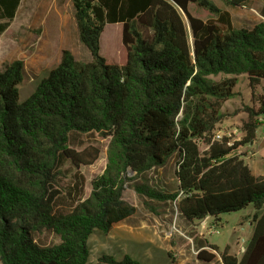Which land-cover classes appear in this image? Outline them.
<instances>
[{
    "label": "trees",
    "instance_id": "16d2710c",
    "mask_svg": "<svg viewBox=\"0 0 264 264\" xmlns=\"http://www.w3.org/2000/svg\"><path fill=\"white\" fill-rule=\"evenodd\" d=\"M23 0H0V36ZM223 7L252 0H72L80 43L91 61L63 50L60 63L31 97L19 102L24 61L0 72V264H92L88 241L128 222L137 209L124 198L127 184L150 203L175 202L189 224L223 214L255 211L254 232L241 257L228 248L201 246L198 259L264 264V176L256 177L238 150L264 131V21L237 29ZM208 11L202 20L190 7ZM187 20V23L184 19ZM109 25H121L117 61L101 53ZM223 76L219 81L213 78ZM240 76L252 92L243 139H217L223 112ZM263 93H259V89ZM104 173L85 198L83 167L101 156ZM80 143V144H79ZM232 143V144H231ZM202 147L206 148L205 151ZM175 160L176 188L161 191L149 174ZM67 170L72 186L60 180ZM69 198L63 209V200ZM149 202L145 206L156 211ZM51 236L57 243L46 245ZM94 264H144L103 254Z\"/></svg>",
    "mask_w": 264,
    "mask_h": 264
},
{
    "label": "rangeland",
    "instance_id": "374dc122",
    "mask_svg": "<svg viewBox=\"0 0 264 264\" xmlns=\"http://www.w3.org/2000/svg\"><path fill=\"white\" fill-rule=\"evenodd\" d=\"M216 3L231 12L237 29L264 21V0H252L249 7L238 8H226L221 2ZM190 10L202 20L212 16L195 5ZM121 30V25H109L102 36L101 53L109 61H117L121 52ZM63 50L72 51L80 61H91L90 53L79 40L72 0H23L16 19L0 36V72L7 63L18 60L25 63L24 80L18 88L20 103L31 97L38 85L56 68ZM222 78L220 75L213 79L219 81ZM234 93L223 109L228 119L218 134L226 135L235 130L242 133L241 128L248 120L246 108L251 106L252 92L246 76L239 77ZM259 93H263L262 88ZM243 136L242 133L240 138H237L238 135L233 137L242 141ZM92 141L99 143L101 156L95 165L81 169L86 181L85 198L91 194V183L104 173L107 165L109 138H81L80 143ZM202 150L206 148L202 147ZM237 154L243 156L256 177L264 176V131L259 130L256 142L241 147ZM174 170L173 159L164 167L153 170L148 176L151 185L161 191L173 192L176 188ZM74 173L67 170L61 177L60 189L65 195L66 189L73 184L71 179ZM132 185L127 184L124 198L137 209L136 215L128 222L116 225L107 235L96 231L90 237V263H96L103 254H111L117 259L128 255L144 264H208L198 259L201 246L205 243L218 246L220 251L228 248L231 255L242 256L243 248L254 232L251 220L255 211L252 207L223 214L219 220L206 218L202 222L189 224L182 219L175 202L150 203L147 198H141ZM67 201L69 198L66 196V200L62 201L65 204L63 209L68 206ZM145 202H149L156 211L146 207ZM42 242L46 245L57 243L51 236L42 238ZM206 250L216 256L210 264H223L218 253L209 248Z\"/></svg>",
    "mask_w": 264,
    "mask_h": 264
},
{
    "label": "built area",
    "instance_id": "2783aa9c",
    "mask_svg": "<svg viewBox=\"0 0 264 264\" xmlns=\"http://www.w3.org/2000/svg\"><path fill=\"white\" fill-rule=\"evenodd\" d=\"M234 135H238L239 137H237V138H240V136H242V133H240L238 130H235L234 132L226 133V135H225V134H224V135H222V134H218V135H217V139L220 140L221 138H223V137L226 136V137L232 139V143H234V142H239L238 140H240V139L234 138V137H233ZM232 143H231V144H232Z\"/></svg>",
    "mask_w": 264,
    "mask_h": 264
},
{
    "label": "crops",
    "instance_id": "0c3cea01",
    "mask_svg": "<svg viewBox=\"0 0 264 264\" xmlns=\"http://www.w3.org/2000/svg\"><path fill=\"white\" fill-rule=\"evenodd\" d=\"M263 14H264V11H263ZM264 18V15L262 16ZM74 54V53H73ZM76 57V56H75Z\"/></svg>",
    "mask_w": 264,
    "mask_h": 264
},
{
    "label": "water",
    "instance_id": "95a60500",
    "mask_svg": "<svg viewBox=\"0 0 264 264\" xmlns=\"http://www.w3.org/2000/svg\"><path fill=\"white\" fill-rule=\"evenodd\" d=\"M243 251H245V248H243Z\"/></svg>",
    "mask_w": 264,
    "mask_h": 264
}]
</instances>
